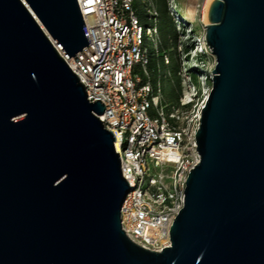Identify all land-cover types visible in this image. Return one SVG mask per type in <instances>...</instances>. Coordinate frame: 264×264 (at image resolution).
<instances>
[{
	"label": "water",
	"instance_id": "1",
	"mask_svg": "<svg viewBox=\"0 0 264 264\" xmlns=\"http://www.w3.org/2000/svg\"><path fill=\"white\" fill-rule=\"evenodd\" d=\"M207 21L200 160L154 251L121 227L115 136L66 61L90 41L77 0H0V264H264V0Z\"/></svg>",
	"mask_w": 264,
	"mask_h": 264
},
{
	"label": "built area",
	"instance_id": "2",
	"mask_svg": "<svg viewBox=\"0 0 264 264\" xmlns=\"http://www.w3.org/2000/svg\"><path fill=\"white\" fill-rule=\"evenodd\" d=\"M134 2L77 0L90 41L66 61L84 85L87 99L104 103L105 110L98 117L113 132L114 147L116 142L119 146L115 150L121 173L130 185L120 209L121 227L136 244L161 251L170 245L169 230L183 207L189 170L200 160L195 133L211 91L215 63L207 68V60L198 58L199 54L213 56L205 32L197 36L190 29L186 35L173 14L178 33L175 55L179 88L176 102H166L159 62L163 58L166 68L171 57L168 47H157L158 12L151 6L146 13L156 24L148 28L149 23L139 24ZM168 2L169 9L174 10V1ZM182 35L186 36L185 44ZM153 59L155 81L151 78L153 68L149 69ZM191 65L196 69L191 71ZM191 72L198 73L201 80L195 82Z\"/></svg>",
	"mask_w": 264,
	"mask_h": 264
},
{
	"label": "rangeland",
	"instance_id": "3",
	"mask_svg": "<svg viewBox=\"0 0 264 264\" xmlns=\"http://www.w3.org/2000/svg\"><path fill=\"white\" fill-rule=\"evenodd\" d=\"M169 0H135L137 3V11H138V16H139V24L145 25L149 23L150 27L148 28H153L156 26L155 20L153 19H148L146 16V13L151 10V6H153L154 9L157 10L158 12V23L157 27L159 25H163L164 21L167 20L169 23L165 31L171 30V27L173 26V23L175 22L173 19V14L177 15L178 22L180 25L183 26V33L186 35H189L190 29H192L193 33L196 34L197 36H202L205 32V25L207 24V18L204 19L203 17V6L205 0H173L175 3V9L170 10L169 9ZM171 1V0H170ZM156 18V17H155ZM206 20V22H205ZM172 23V26L170 24ZM42 27V26H41ZM158 30V29H157ZM175 30V28H174ZM143 32H146V29H143ZM174 33L172 32L171 34L167 35V33H162L160 34L158 30V39H164L167 41V47L169 48V56L171 57V64L165 68L163 64V58L160 59V72H161V84L163 88V94H164V99L166 102L170 103H175L176 100V78L173 75L172 71V65H175L177 67L178 60L175 55V51L177 49V44L174 38ZM151 37L155 38L156 35H152ZM186 36L182 35L180 36V39L183 41L182 44L186 43L185 39ZM177 41H178V35H177ZM185 41V42H184ZM186 46H190L189 43ZM154 48V41L151 42L150 49L153 50ZM186 51H189V49H185ZM198 58L202 60H207L206 67L207 68H212L215 63V59L212 55L206 56V54H199ZM155 59L152 60L151 64L149 65V69L153 68L151 71V78L153 81L157 78V71L154 69V64H155ZM195 66H190V70L193 71ZM142 76V75H141ZM191 78L195 82H199L201 80L200 75L195 72H191ZM165 168V166H163ZM159 170V168H158ZM151 172H154V168L151 165Z\"/></svg>",
	"mask_w": 264,
	"mask_h": 264
},
{
	"label": "trees",
	"instance_id": "4",
	"mask_svg": "<svg viewBox=\"0 0 264 264\" xmlns=\"http://www.w3.org/2000/svg\"><path fill=\"white\" fill-rule=\"evenodd\" d=\"M136 6H137V3L134 2V7L136 8ZM168 24L169 23L167 22V20H165L163 25L162 24L159 25L158 30H159L160 34L167 33V35H169V34H171L173 32L174 33L173 38H174L175 42L177 43V35H178V33L174 30V27H171V30H169L167 32L165 31V28H166V26ZM170 24L172 26V23L171 22H170ZM157 47H158V49L167 47V41L165 40V38L164 39H158V41H157ZM176 69H177V67L175 65H172L173 75L176 78V86H177L176 94H177L178 88H179V79H178L177 74H176ZM194 69H196V68H194ZM175 102H176V100H175Z\"/></svg>",
	"mask_w": 264,
	"mask_h": 264
},
{
	"label": "bare ground",
	"instance_id": "5",
	"mask_svg": "<svg viewBox=\"0 0 264 264\" xmlns=\"http://www.w3.org/2000/svg\"><path fill=\"white\" fill-rule=\"evenodd\" d=\"M210 2H211V0H205V2H204V6H203V17H204V19L207 18V10H208V6H209ZM205 22H206V20H205ZM68 61H70V60H68ZM115 147H116V150H119V146H118L117 142L115 143Z\"/></svg>",
	"mask_w": 264,
	"mask_h": 264
}]
</instances>
